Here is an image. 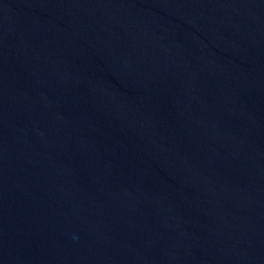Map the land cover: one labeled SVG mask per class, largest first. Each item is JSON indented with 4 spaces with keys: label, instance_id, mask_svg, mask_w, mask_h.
Returning a JSON list of instances; mask_svg holds the SVG:
<instances>
[{
    "label": "water",
    "instance_id": "water-1",
    "mask_svg": "<svg viewBox=\"0 0 264 264\" xmlns=\"http://www.w3.org/2000/svg\"><path fill=\"white\" fill-rule=\"evenodd\" d=\"M0 264H264V0H0Z\"/></svg>",
    "mask_w": 264,
    "mask_h": 264
}]
</instances>
